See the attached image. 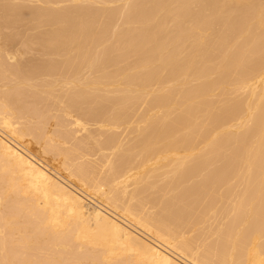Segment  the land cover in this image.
<instances>
[{"label":"bare ground","instance_id":"bare-ground-1","mask_svg":"<svg viewBox=\"0 0 264 264\" xmlns=\"http://www.w3.org/2000/svg\"><path fill=\"white\" fill-rule=\"evenodd\" d=\"M0 264H264V0H0Z\"/></svg>","mask_w":264,"mask_h":264}]
</instances>
